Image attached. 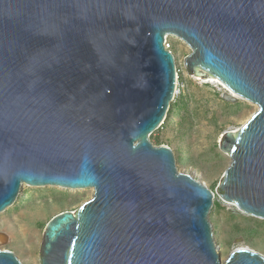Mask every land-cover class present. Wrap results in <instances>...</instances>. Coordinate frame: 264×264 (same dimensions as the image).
Here are the masks:
<instances>
[{"label":"water","instance_id":"1","mask_svg":"<svg viewBox=\"0 0 264 264\" xmlns=\"http://www.w3.org/2000/svg\"><path fill=\"white\" fill-rule=\"evenodd\" d=\"M167 35L189 74L256 105L220 139L216 190L264 219V0H0V212L22 184L92 188L47 222L40 264H264L248 248L220 259L213 190L148 138L174 99ZM0 264L21 263L0 248Z\"/></svg>","mask_w":264,"mask_h":264},{"label":"rangeland","instance_id":"2","mask_svg":"<svg viewBox=\"0 0 264 264\" xmlns=\"http://www.w3.org/2000/svg\"><path fill=\"white\" fill-rule=\"evenodd\" d=\"M166 42L175 61L178 93L170 102L163 123L148 138L154 145L170 147L178 171L213 190L208 221L220 259L225 260L235 248L264 255V219L235 211L237 207L216 190L230 162L219 148L220 139L225 131L240 127L256 105L241 97L233 102L225 100L227 91L220 81L202 82L187 72L183 60L190 48L182 40L167 35ZM91 194V188L22 184L13 204L0 212V230L8 236L0 248L12 251L21 264H40L39 250L47 222L61 211H73Z\"/></svg>","mask_w":264,"mask_h":264},{"label":"bare ground","instance_id":"3","mask_svg":"<svg viewBox=\"0 0 264 264\" xmlns=\"http://www.w3.org/2000/svg\"><path fill=\"white\" fill-rule=\"evenodd\" d=\"M196 77V76H195ZM200 78V77H199ZM213 79H216V78H212V77H209V78H205V79H202L201 78V81L202 82H207V83H212V82H214V80ZM176 81L178 82V80H177V72H176ZM219 81V80H218ZM225 86V85H224ZM226 88V91H227V93H230V95H233V96H235L236 98L237 97H240L239 95H237V94H234L233 92H231L230 90H228L227 89V87H225ZM178 93V92H177ZM242 98V97H241ZM244 99V98H243ZM246 100V99H245ZM253 104V103H252ZM92 189V188H91ZM1 231V230H0Z\"/></svg>","mask_w":264,"mask_h":264},{"label":"built area","instance_id":"4","mask_svg":"<svg viewBox=\"0 0 264 264\" xmlns=\"http://www.w3.org/2000/svg\"><path fill=\"white\" fill-rule=\"evenodd\" d=\"M164 45H165V48H166V49H168L169 51H171V50H170V45H169V43L166 42V38H165ZM176 72H177V70H176ZM177 92H178V82L176 81V87H175L174 97H175V95H176Z\"/></svg>","mask_w":264,"mask_h":264}]
</instances>
